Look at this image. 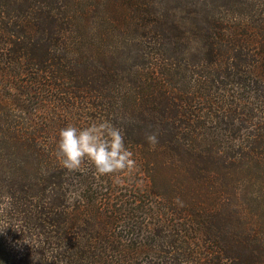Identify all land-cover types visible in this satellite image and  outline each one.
<instances>
[{"label": "trees", "instance_id": "1", "mask_svg": "<svg viewBox=\"0 0 264 264\" xmlns=\"http://www.w3.org/2000/svg\"><path fill=\"white\" fill-rule=\"evenodd\" d=\"M0 264H264V0H0Z\"/></svg>", "mask_w": 264, "mask_h": 264}, {"label": "clouds", "instance_id": "2", "mask_svg": "<svg viewBox=\"0 0 264 264\" xmlns=\"http://www.w3.org/2000/svg\"><path fill=\"white\" fill-rule=\"evenodd\" d=\"M147 141L155 146L158 134H148ZM56 155L63 167L70 171L90 162L100 176L118 174L135 166L133 153L125 146L123 132L107 120L94 122L82 129L71 124L62 128ZM9 199L4 197L5 201ZM177 202L182 203L179 198Z\"/></svg>", "mask_w": 264, "mask_h": 264}]
</instances>
